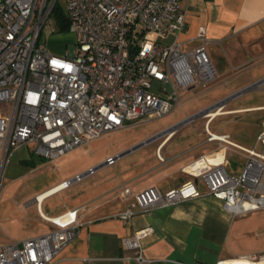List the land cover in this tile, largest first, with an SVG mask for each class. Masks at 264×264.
<instances>
[{
	"label": "built area",
	"instance_id": "obj_1",
	"mask_svg": "<svg viewBox=\"0 0 264 264\" xmlns=\"http://www.w3.org/2000/svg\"><path fill=\"white\" fill-rule=\"evenodd\" d=\"M59 4L68 21L67 30L75 36L73 56L67 51L53 53L40 41L43 31L48 36L58 30L53 10ZM184 24L181 0H0V189L7 156L22 144H30L35 153L53 161L108 132L167 115L176 105L180 89L208 88L217 71L205 45L183 50L178 41H163L168 33H179ZM198 34L204 35L203 27ZM263 82L264 79L256 81L231 97L259 88ZM225 100L199 114L210 118V111L220 109ZM191 118L150 136L138 147L168 135ZM207 132L209 140L240 151L246 159L242 171L229 173L223 155L216 160L201 155L184 170L201 178L208 192L221 199L232 215L264 209V120L251 148L230 141L227 133L216 134L208 128ZM123 154L88 167L40 198L36 195L41 216L54 228L0 244V264H54L77 234L80 208L49 216L41 211L42 201L94 174L99 167L113 164ZM121 193L125 199L132 195L129 186H123ZM198 194L192 180L165 192L148 186L134 194L136 201L126 210L125 217ZM150 230L136 231L124 239L125 247L135 251L133 258L139 264L148 262L140 241ZM240 260L264 264V253L216 264H243Z\"/></svg>",
	"mask_w": 264,
	"mask_h": 264
},
{
	"label": "crops",
	"instance_id": "obj_2",
	"mask_svg": "<svg viewBox=\"0 0 264 264\" xmlns=\"http://www.w3.org/2000/svg\"><path fill=\"white\" fill-rule=\"evenodd\" d=\"M181 6L185 12L183 29L179 33H168L163 41H178L183 50L204 44L217 71L214 87L223 85L225 94L233 92L237 83L234 81L236 75L232 72L251 60L264 57V0H181ZM200 27L204 29L203 36L198 34ZM49 50L56 53L53 49ZM257 66L259 81L264 79V62ZM192 88L195 87L188 89ZM234 94L210 104L227 99L215 117L201 115L205 120L202 137L183 134L173 141L177 135L175 129L156 139L154 155L131 163L116 180L98 181L95 187L80 192L72 190L69 195L59 197V204L50 213L44 212V201L68 190L72 184L44 198L41 211L49 216L68 208H80L77 234L62 249L54 264H139L133 258L135 251L125 247L124 239L146 228L151 230L140 241L141 252L148 259L145 264H216L220 260L264 253V209L232 215L224 208L221 199L208 192L201 178L184 170L201 155L220 158H216V153L221 151L229 173L239 174L242 171L245 157L239 173L234 168L229 169L228 153L236 151L230 145L223 148L218 141L209 140L207 132L208 128L216 134L227 133L230 141L238 145L247 148L254 146L248 147L234 141L228 131L215 132L212 129V123L219 115L264 108V104L226 107ZM36 155L39 154L33 151L30 144H22L11 150L3 166L2 177L14 181L23 178L37 168ZM76 174L78 172L73 176ZM66 179L60 178L47 185L35 196ZM186 180L195 183L199 192L197 196L169 206L139 211L130 218L125 217L126 210L132 208V203L136 201V192L148 186H155L158 191L165 192L179 187ZM123 186H129L132 191V195L126 199L121 193ZM35 196L25 205L36 203ZM39 216L47 223L46 230L39 232V235L54 228L51 222L41 216L40 211Z\"/></svg>",
	"mask_w": 264,
	"mask_h": 264
},
{
	"label": "rangeland",
	"instance_id": "obj_3",
	"mask_svg": "<svg viewBox=\"0 0 264 264\" xmlns=\"http://www.w3.org/2000/svg\"><path fill=\"white\" fill-rule=\"evenodd\" d=\"M59 2L62 3V0ZM40 41L45 43L47 48L53 49L56 54H64L67 51L69 56H73L76 52L75 36L68 30H54L48 36L43 31ZM261 62H264V57L251 60L233 71L232 74L236 75L234 81L237 86L229 94L236 93L255 83L259 73L257 64ZM218 86L219 84L214 87L213 82L208 88L180 89L176 105L163 117L145 119L138 124H132L122 130L109 132L99 138L82 143L57 160L55 159L56 161L42 160L43 158L36 155L37 168L17 181L3 176L0 189V244L36 236L39 232L46 230L47 223L40 218L37 204L32 203L27 206L25 202L60 178L70 179L74 177L75 172L82 173L89 166L100 165L108 157L123 153L130 147L136 146L150 136L189 116L192 117L191 121L181 124L176 129L177 135L173 141L183 134L189 137H202L205 120L199 111L217 100L229 96V94H225L223 85L222 87ZM258 104H264V82L259 88L244 90L229 100L226 107ZM263 118L264 108H253L232 115H219L212 123V129L215 132L228 131L234 141L249 147L256 143L257 135L263 129ZM157 141H150L123 154L113 164L99 167L92 176H85L80 181L74 182L68 190L47 198L42 204L44 212L50 213L59 204V197L69 195L72 190L80 192L85 188L95 187L98 181L116 180L124 168L131 163L148 159L154 155ZM262 147L259 145V149ZM234 150L236 152L228 153V168H234L239 173L245 159L238 149L234 148Z\"/></svg>",
	"mask_w": 264,
	"mask_h": 264
},
{
	"label": "trees",
	"instance_id": "obj_4",
	"mask_svg": "<svg viewBox=\"0 0 264 264\" xmlns=\"http://www.w3.org/2000/svg\"><path fill=\"white\" fill-rule=\"evenodd\" d=\"M53 16L56 19V26L58 31H67L68 21L65 17L64 10L62 9V6L60 4L57 5L56 8H54ZM139 35H142V32H140ZM131 39L138 41V37L136 36H132Z\"/></svg>",
	"mask_w": 264,
	"mask_h": 264
},
{
	"label": "bare ground",
	"instance_id": "obj_5",
	"mask_svg": "<svg viewBox=\"0 0 264 264\" xmlns=\"http://www.w3.org/2000/svg\"><path fill=\"white\" fill-rule=\"evenodd\" d=\"M217 111H219V109L216 110V111H210V114H209V115L214 116L215 114H218V113H219V112H217ZM225 113H226V112H225ZM214 117H215V116H214ZM218 156H222V152H221V151L218 152V153H216V158H217ZM209 158L212 159V160H216V159H214V156H213V157H210V156H209ZM52 188H53V187H52ZM50 189H51V188H50ZM48 190H49V189H48ZM46 191H47V190H46ZM46 191H44V192H46ZM44 192L38 194V195H39V198L41 197V195H42ZM258 262H261V263H262V261H258ZM240 263H243V264H257V262H254V261H252V260H247V261H244V262H243V260H240Z\"/></svg>",
	"mask_w": 264,
	"mask_h": 264
},
{
	"label": "water",
	"instance_id": "obj_6",
	"mask_svg": "<svg viewBox=\"0 0 264 264\" xmlns=\"http://www.w3.org/2000/svg\"><path fill=\"white\" fill-rule=\"evenodd\" d=\"M138 147V145H136V146H134V147H132V148H130V149H128L127 151H125L124 153H128V152H130L131 150H133V149H135V148H137Z\"/></svg>",
	"mask_w": 264,
	"mask_h": 264
}]
</instances>
